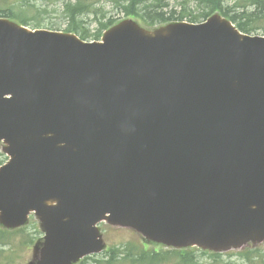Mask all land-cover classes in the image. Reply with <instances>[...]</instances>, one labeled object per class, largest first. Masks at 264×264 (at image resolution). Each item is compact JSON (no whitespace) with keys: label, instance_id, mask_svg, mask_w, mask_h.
I'll return each instance as SVG.
<instances>
[{"label":"water","instance_id":"water-1","mask_svg":"<svg viewBox=\"0 0 264 264\" xmlns=\"http://www.w3.org/2000/svg\"><path fill=\"white\" fill-rule=\"evenodd\" d=\"M103 42L0 18V224L34 264L100 252L98 224L174 247L264 239V36L220 13Z\"/></svg>","mask_w":264,"mask_h":264},{"label":"rangeland","instance_id":"rangeland-1","mask_svg":"<svg viewBox=\"0 0 264 264\" xmlns=\"http://www.w3.org/2000/svg\"><path fill=\"white\" fill-rule=\"evenodd\" d=\"M74 2L75 0H0V9L4 8L5 11L14 6L19 8L21 4H32L33 6L29 8V22L31 25L40 24L41 27H49L53 29H64L65 28V18L64 15V5L68 2ZM89 2L95 3V7L98 9L99 18L96 21L92 18V13L90 14H81L78 17H82L83 21L91 22V24H86L89 28V35L95 34L100 29L101 25L98 23L100 20H103L106 24L110 17H113L115 21L122 20L126 18L123 14L119 13L118 10L113 9L112 4L109 0H88ZM177 1L173 0L172 4H175ZM226 4H232V1L229 0ZM235 4V3H234ZM101 8V11H100ZM163 25V24H161ZM157 25V27L161 26ZM106 25L102 26V30ZM255 34L262 35V32L256 31ZM90 37L89 39H92ZM5 143L0 141V154L5 155V161L7 160V155L3 152ZM27 227L26 231L30 235H24L21 231H16L20 227L13 229H6L1 226L0 229L8 230L11 233H6L9 235V244L5 246V253L1 258L0 264H33L38 254L36 245L42 240L45 235V230L41 226L40 219L33 213L29 219V222L22 226ZM100 233L103 236L104 248L101 254L91 255L87 257V264H106L107 260L110 259L109 255H114L113 250L109 253V248L117 246V249L124 250L125 255L132 257H139L137 253L144 252L141 248L147 247V251L159 250L160 252L170 253L173 248L168 247L165 244L156 243L151 240H147L137 231L121 227L118 225H113L107 221L101 222L99 224ZM34 242V243H33ZM142 242H145L143 244ZM129 247L126 249V247ZM251 247H257L258 249L264 250V244H248L240 249H231L225 251L221 258L211 257L209 253L202 252L203 250L195 251V256L201 264H246V259L240 258V252L248 251ZM132 249V250H131ZM186 249L194 250L197 247H188ZM131 250V251H130ZM210 252V251H209ZM164 254V253H163ZM172 254V253H171ZM258 253L257 258L252 259L247 264H264V259ZM79 263V262H78ZM197 263V264H199ZM120 264H147L143 260H132L131 258L124 263ZM151 264H183L181 263L177 256H167L165 260L155 261ZM194 264V263H191Z\"/></svg>","mask_w":264,"mask_h":264},{"label":"trees","instance_id":"trees-1","mask_svg":"<svg viewBox=\"0 0 264 264\" xmlns=\"http://www.w3.org/2000/svg\"><path fill=\"white\" fill-rule=\"evenodd\" d=\"M113 9L118 10L119 13L126 17H132L140 21L143 25L153 28L157 25L168 23L171 21H184L189 22H201L206 20L212 14L219 12L222 15L231 19L237 27L245 33H254L256 31L262 32L264 35V0H231L232 4H226L229 0H176L175 4H172L173 0H109ZM235 3V4H234ZM33 5L28 3L26 5L21 4L17 10L13 8L2 13V16L18 19L22 23L27 24L29 21V8ZM101 11V8H100ZM94 14V19L99 18L98 9L95 7V3L88 0H75L74 2L68 1L64 5V15L66 21L65 30L76 31L83 39H99L102 35V26L106 25L104 30L116 21L113 17H110L108 22L104 24L103 20L98 23L101 25L97 33L89 35V28L86 25V21L80 20L82 17H78L81 14ZM5 155L0 154V165L5 161ZM27 227H21L16 231H21L24 235H30L26 231ZM11 233L8 230L0 229V263L1 258L5 253V246L9 244V235ZM34 243V242H33ZM129 247L127 246L126 249ZM114 249V250H113ZM113 250L114 255H109L110 259L106 264H120L129 260H143L147 264L154 263L155 261L165 260L168 253L156 254L154 251H144L137 253L139 257H132L125 255L124 250L117 249V246L108 250L107 253ZM132 250V249H131ZM130 250V251H131ZM192 251H187L186 254L177 253L178 260L183 264H197L195 261V254ZM253 255V254H252ZM91 257V256H88ZM264 259V255H261ZM254 257H248L245 261L247 264ZM87 257L81 260L78 264H87Z\"/></svg>","mask_w":264,"mask_h":264}]
</instances>
